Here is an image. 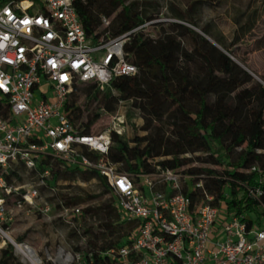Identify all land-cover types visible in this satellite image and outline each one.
I'll use <instances>...</instances> for the list:
<instances>
[{"label":"built area","instance_id":"2783aa9c","mask_svg":"<svg viewBox=\"0 0 264 264\" xmlns=\"http://www.w3.org/2000/svg\"><path fill=\"white\" fill-rule=\"evenodd\" d=\"M102 22L103 28L110 24L107 18ZM140 28L96 42L87 36L73 0H0V235L9 233L5 224L15 218L9 201L23 190L11 181V172L20 166L36 177L17 202L18 209L33 206L52 179L44 160H58L97 172L119 211L138 221L130 244L102 254L114 264H264L262 168L245 170L253 182L238 184L235 198L225 195L217 202L206 188L207 174L161 167L147 174L121 172L107 159L116 130L85 135L64 113L76 85L96 82L103 89L137 73L124 45ZM117 116L113 126L122 123ZM235 200L243 202L241 212L229 207ZM50 211L46 206L42 213L48 217ZM81 214L63 206L58 216L76 227ZM48 257L54 264H87L82 255L62 249L55 259Z\"/></svg>","mask_w":264,"mask_h":264},{"label":"trees","instance_id":"16d2710c","mask_svg":"<svg viewBox=\"0 0 264 264\" xmlns=\"http://www.w3.org/2000/svg\"><path fill=\"white\" fill-rule=\"evenodd\" d=\"M182 1L187 3L185 11L177 10L173 22L149 25L155 17L143 12L140 0H73L87 36L96 42L141 27L124 45L126 60L137 68V73L117 77L103 89L96 82L76 85L63 111L76 130L85 135L91 134L92 127L104 115L116 114L122 103H129L132 111L142 112L146 120L144 131H150L154 122H163L167 117L164 125L168 128V137H165L167 131L163 125L157 126L152 133L133 139L113 131L107 159L127 174H147L157 167L207 174L206 188L216 195L218 202L225 195L235 198L241 190L238 184L253 182V175L245 170L252 166L264 170V85L234 61L232 55L235 53L230 47L220 43L224 48L220 51L205 35L190 27L197 26L191 13L200 5L213 6L223 0ZM103 18L110 20L106 28H103ZM146 24L163 29L153 34L147 30ZM201 30L210 36L207 29ZM192 80L200 81L202 89L194 87ZM80 87H83L81 96L78 95ZM182 93L194 94L200 99L197 112L183 105ZM81 97L83 102H80ZM212 97L215 102H211ZM212 105L214 112L209 116ZM227 143L234 150H241L236 157L233 158L227 150ZM190 153L205 155L204 163L211 168L191 167ZM83 154L89 155L86 149ZM44 163L51 168L52 178L56 180L98 177L104 194L111 195V201L101 208L82 210V217L104 210L100 227L107 233V238L105 245L99 247L100 236L97 235L96 241L88 242L90 251L81 255L82 262L87 264H114L109 256L102 254L130 244L138 221L128 220L119 211L116 197L97 172L82 170L78 166L64 167L58 160H44ZM11 175L17 177L15 170ZM59 198L62 201L57 206L59 210L63 206L74 207L77 202L73 196L59 194ZM242 204V201L235 200L229 207L241 212ZM84 232L92 230L85 229ZM16 242L21 243L22 238ZM14 261V247L7 244L2 250L0 264ZM44 264L54 263L48 260Z\"/></svg>","mask_w":264,"mask_h":264},{"label":"rangeland","instance_id":"374dc122","mask_svg":"<svg viewBox=\"0 0 264 264\" xmlns=\"http://www.w3.org/2000/svg\"><path fill=\"white\" fill-rule=\"evenodd\" d=\"M140 3L146 15L155 17L149 25L173 22L177 10H184L187 6V3L182 0H140ZM191 15L197 25H189L191 28L198 34L205 35L209 43L215 45L220 51H224L220 43L230 47L235 53L232 55L234 61L242 69L249 70L254 78L264 85L262 80L264 77V0H223L213 6L203 4ZM149 25L146 28L153 34H157L163 29L160 26L152 28ZM204 28L208 30L210 36L201 30ZM191 83L199 90L202 89L200 81L192 80ZM80 88L78 95L81 96L83 87ZM181 100L185 107L196 112L199 110L200 99L196 95L182 93ZM214 100L212 97L211 102H215ZM83 101L84 98L81 97L80 102ZM213 105L209 116L214 112ZM117 115L115 116L119 117L122 122L120 125L113 126L114 123H118L114 122L115 116L104 115L92 127L91 134H98L113 127L114 130L119 131L127 138L133 139L135 136L142 137L152 133V130L154 131L157 126L163 125L167 131L165 137L169 136L168 128L165 126L168 121L167 117L163 122H154L153 129L150 131H144L145 117L142 112L132 111L129 103H122ZM226 145H229L227 150L233 158L237 156V152L241 151L239 148L234 150L228 143ZM188 158L192 159L191 167L211 168V165L204 163L205 155L203 154L190 153ZM155 163L156 161H153V164ZM15 173L17 177L11 175V181L22 187L23 190L21 194L14 196L9 201L8 209L15 215V218L11 224H5L10 228L9 234L15 245L25 244L33 248L42 264L48 261L49 255L55 259L61 249L80 255L90 251L88 242L96 241L97 235L100 236L97 241L99 247L105 245L107 233L100 227L104 221V210L86 214L83 217L80 215L76 220V228L62 221L58 216L59 209L57 207L62 202L59 194L75 197L77 202L74 207L80 210L101 208L103 204L110 202L111 195L104 194L98 177L88 180L77 178L72 181L52 178L49 187L40 189L39 197L36 198L33 206L23 203V207L18 209L17 202L22 200L26 190L35 184L36 177L20 166L15 168ZM46 206L51 208L48 217L42 213ZM85 229L92 230V232L85 233ZM6 238L0 235V259L2 250L7 247V244L11 245V239ZM18 238H22L21 243H16ZM14 257L15 261L12 264H30L24 255L17 252V247L16 251L14 249Z\"/></svg>","mask_w":264,"mask_h":264},{"label":"bare ground","instance_id":"6f19581e","mask_svg":"<svg viewBox=\"0 0 264 264\" xmlns=\"http://www.w3.org/2000/svg\"><path fill=\"white\" fill-rule=\"evenodd\" d=\"M3 235L5 238L6 237L10 238L11 242H14V240L11 238L9 233L4 232ZM16 247H17V252L24 255V257L29 261L30 264H38V261L36 259L37 254L32 248H29L28 246H24V245H16Z\"/></svg>","mask_w":264,"mask_h":264},{"label":"water","instance_id":"95a60500","mask_svg":"<svg viewBox=\"0 0 264 264\" xmlns=\"http://www.w3.org/2000/svg\"><path fill=\"white\" fill-rule=\"evenodd\" d=\"M12 244V243H11ZM13 245V244H12ZM37 261H38V264H42V261H41V259L38 257V255H37Z\"/></svg>","mask_w":264,"mask_h":264},{"label":"crops","instance_id":"0c3cea01","mask_svg":"<svg viewBox=\"0 0 264 264\" xmlns=\"http://www.w3.org/2000/svg\"><path fill=\"white\" fill-rule=\"evenodd\" d=\"M23 245H25V244H23ZM25 246H27V245H25ZM29 247V246H28ZM29 248H31V247H29ZM33 249V248H32ZM34 250V249H33ZM35 251V250H34Z\"/></svg>","mask_w":264,"mask_h":264}]
</instances>
